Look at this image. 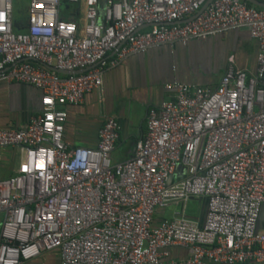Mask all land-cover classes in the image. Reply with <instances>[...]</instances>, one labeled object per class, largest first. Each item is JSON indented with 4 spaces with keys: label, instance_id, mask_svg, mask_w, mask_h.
<instances>
[{
    "label": "built area",
    "instance_id": "2783aa9c",
    "mask_svg": "<svg viewBox=\"0 0 264 264\" xmlns=\"http://www.w3.org/2000/svg\"><path fill=\"white\" fill-rule=\"evenodd\" d=\"M209 1L29 0L18 32L13 0H0V81L42 94L25 128L0 129V148L19 152L14 174L0 180V264L55 250L60 264L264 262V8L211 0L200 13ZM241 29L258 42L256 72L230 57L214 89L167 84L172 96L148 110L131 159L112 161L120 136L112 117L95 148L65 143V107L101 89L107 69ZM199 197L202 226L184 211L155 223L158 210ZM173 247L187 257L173 260Z\"/></svg>",
    "mask_w": 264,
    "mask_h": 264
},
{
    "label": "crops",
    "instance_id": "0c3cea01",
    "mask_svg": "<svg viewBox=\"0 0 264 264\" xmlns=\"http://www.w3.org/2000/svg\"><path fill=\"white\" fill-rule=\"evenodd\" d=\"M258 42L248 30L229 31L207 39H195L186 44L164 45L143 54L132 55L117 66L106 70L101 89L85 96L82 104L66 106L68 118L64 141L69 146L95 148L99 131L108 118L120 125V136L112 154L114 164L133 157L136 143L146 132V115L172 96L165 86L180 82L214 89L233 57L235 67L255 73L258 67ZM110 58L114 54L109 55ZM41 92L18 82L0 81V129L25 128L41 111ZM19 163L18 150L0 148V168L6 171L2 179L12 176ZM175 210H158L155 222L171 219ZM264 228V211H262ZM173 260L187 257V249H170ZM22 264H60L59 251L44 252ZM246 264H264L249 262Z\"/></svg>",
    "mask_w": 264,
    "mask_h": 264
},
{
    "label": "rangeland",
    "instance_id": "374dc122",
    "mask_svg": "<svg viewBox=\"0 0 264 264\" xmlns=\"http://www.w3.org/2000/svg\"><path fill=\"white\" fill-rule=\"evenodd\" d=\"M29 6V0H13V21L14 28L16 31H25V23L27 18V8ZM6 171L0 168V179L4 177ZM171 210L178 211L182 213L184 211V216L192 221L197 222L200 226L203 225L207 212V199L204 197H199L189 200L185 204V209L183 206H176L169 208ZM262 214L260 216L259 225L263 224L261 221ZM156 223V222H155Z\"/></svg>",
    "mask_w": 264,
    "mask_h": 264
},
{
    "label": "water",
    "instance_id": "95a60500",
    "mask_svg": "<svg viewBox=\"0 0 264 264\" xmlns=\"http://www.w3.org/2000/svg\"><path fill=\"white\" fill-rule=\"evenodd\" d=\"M247 2H249L250 4H252V5H254V6H256V7H259V8H264V4L263 3H260V2H258V1H256V0H246ZM211 2V0L202 8V10L200 11V13L207 7V5L209 4ZM199 13V14H200ZM197 16V15H196ZM196 16H194V17H192L191 18V20L192 19H194ZM148 26H145L144 28H147ZM244 30H247V29H244ZM50 70H52V71H54V72H57V73H59V74H64V75H66V74H69L68 72H65V71H61V70H57V69H55V68H53V67H50L49 68ZM79 73H81V72H79V71H77V72H75V74H79Z\"/></svg>",
    "mask_w": 264,
    "mask_h": 264
},
{
    "label": "trees",
    "instance_id": "16d2710c",
    "mask_svg": "<svg viewBox=\"0 0 264 264\" xmlns=\"http://www.w3.org/2000/svg\"><path fill=\"white\" fill-rule=\"evenodd\" d=\"M249 6H253L252 4L248 3ZM16 31V30H15Z\"/></svg>",
    "mask_w": 264,
    "mask_h": 264
}]
</instances>
